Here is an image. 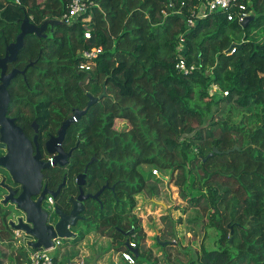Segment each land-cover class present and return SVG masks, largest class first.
Here are the masks:
<instances>
[{"label": "trees", "instance_id": "1", "mask_svg": "<svg viewBox=\"0 0 264 264\" xmlns=\"http://www.w3.org/2000/svg\"><path fill=\"white\" fill-rule=\"evenodd\" d=\"M88 1L92 5L81 21L49 26L44 37L25 36L14 67L26 72L12 83V102L31 103L28 119L54 132L76 110L87 108L89 94L99 97L106 90L68 128L66 146L79 145L67 168L46 172L49 189L66 180L54 199L65 213L86 166V193L109 185L99 200L85 202L76 224L84 230L72 246L90 233L111 237L119 252L135 241L138 264L145 232L138 220L128 219L137 195H160L158 183L147 179L155 177L153 170L169 171L176 174L171 179L187 208L207 214L219 235L216 249L202 243L196 257L183 264H264V36L257 34L264 29V0H242L254 17L245 28L237 19L229 21L228 12L189 27L199 0ZM68 8L69 0H0V57L16 41L25 18L40 27L61 19ZM231 32H244L243 40ZM181 38L188 65L198 66L190 75L176 68ZM97 47L103 50L95 67L80 70L88 60L83 52ZM118 120L127 123L121 130ZM215 148L220 153L210 157ZM93 157L97 160L88 165ZM3 223L0 245L14 239ZM162 223L159 240L179 245L180 222L168 214ZM32 241L20 242L18 264H31ZM3 256L0 251V262Z\"/></svg>", "mask_w": 264, "mask_h": 264}, {"label": "water", "instance_id": "2", "mask_svg": "<svg viewBox=\"0 0 264 264\" xmlns=\"http://www.w3.org/2000/svg\"><path fill=\"white\" fill-rule=\"evenodd\" d=\"M254 19L253 16H249L245 22L242 24L245 28L250 21ZM62 23L60 20H47L45 21L40 27L32 24L29 20V18H25L21 24V32L17 36L16 41L10 43L6 47L5 56L0 59V69H1V85H0V124L2 125V134L3 138L2 140L9 144L12 152L9 156L0 159V164L6 167L13 179L14 182L21 185L23 192L17 196L14 197V194L16 193L14 190H12L11 187H6V190L9 192V195L5 199V203H11L13 206H16V209L14 210L15 214H17L16 211H21L24 213V218L20 219H12L10 222V225L15 231H21L24 232L26 235H29L33 237V241L30 244L34 249L39 248H46L49 249L54 246L53 241L56 239H76L78 237V234L75 233L72 229L76 226L77 222L82 218L81 214L85 210L84 202L88 199H94L99 200L100 195L102 192L109 188V185L106 184L101 188L97 193L95 194H85L83 190V186L86 183V172L88 170V166L86 167V170L84 173L80 174L78 176V186L80 188V194L78 195L77 199H72L71 202L73 204V209L70 212V214H66L62 212L58 207H55L54 214L59 218V221H56L54 223L50 222V213L47 210H43L41 207V201L42 197H40L37 201H34V197L38 195V190L41 188V167L42 168H48L50 167V162H47L45 164H41L39 162V153L37 156L33 157L32 164L35 165V174L29 173L26 178L22 175L20 168H15L12 164L16 161H19V158L22 157L26 159L25 157L30 158L31 154V143L26 138L22 130L16 126L13 119H9L6 116L7 109L9 106L10 96L7 91V86L10 84L11 80L18 75V73H24V71H20L17 69H14L12 72L7 74V68L8 63L15 62L17 60V56L19 51L24 46V38L28 34H35L38 37H44L45 32L47 31L49 26H55L57 24ZM91 76L88 75L86 80L82 82V84H85L88 79ZM107 95L106 90L102 95L99 97H94L92 95H89V102L87 105L86 110L84 111H76L75 117L81 118L83 115L87 113V110L94 105L96 102H98L100 99L105 97ZM74 122V118L69 119L66 121L61 130L58 140H62L67 128L71 123ZM197 131L194 130L190 134H184L182 138H190L193 135H195ZM51 144V142L48 143V146ZM237 147H235L236 149ZM26 149L27 154L24 156L22 154L23 150ZM48 152L50 154L58 152V155L55 157L54 164L65 166L67 163V157L71 155V153L66 154L62 149H52L48 148ZM220 151L218 149H214L213 152L209 155L210 157L214 154H219ZM97 158L93 157L89 164H92L94 161H96ZM28 162H31L27 160ZM88 164V165H89ZM66 184V180L63 181V183L59 186L57 191H49L45 190L43 192V195L49 194L53 197H57L60 193L62 187ZM113 188V187H112ZM14 212H11V215H14ZM17 221V222H16ZM125 235H128V233H125ZM159 244H161L163 247L166 245H170L174 242H161L159 238H157ZM126 246L129 247V243H126ZM133 253L138 254V251L136 249L133 250Z\"/></svg>", "mask_w": 264, "mask_h": 264}, {"label": "rangeland", "instance_id": "3", "mask_svg": "<svg viewBox=\"0 0 264 264\" xmlns=\"http://www.w3.org/2000/svg\"><path fill=\"white\" fill-rule=\"evenodd\" d=\"M259 35L264 36V29L257 31ZM236 33L231 32V35ZM244 32L236 34L239 40H243ZM256 32L252 35L254 37ZM235 36V35H234ZM251 36V37H252ZM258 36V35H257ZM255 39H259L255 36ZM126 122L123 120L116 121V128L121 130L124 126H126ZM146 172L149 171L147 167L144 169ZM154 173V172H153ZM176 178V174L174 177L170 176V172H161L158 171V175L155 177L148 176L152 182H157L160 188V195L152 198L148 193H141L136 196L137 206L134 212L129 216L128 221L133 222L134 220H138L141 226L143 224L150 228L151 235L149 236V232H145V239L143 240L142 247L146 245L152 246V249L146 253L145 256L142 257V260L147 262L148 264H154L157 261V264H183L192 258L196 257L197 252H199L201 248V244L205 243L206 248L209 250L216 249L217 240L219 238L218 232L209 225V220H207V214L201 212L197 208H187V204L181 199L179 195V188L175 185L174 179ZM48 211L51 214L50 222L54 223L57 219L54 215V210L49 209ZM187 208L186 213H184L183 209ZM14 212V211H13ZM171 215L177 222V241L179 245L174 243L166 246H162L159 244L157 238L160 237L157 233L159 226L163 228L162 218L164 216ZM16 217L14 212L13 218ZM16 219V218H15ZM84 230L83 226L78 228H73V231L79 235V233ZM15 236V234H14ZM91 236V237H90ZM90 236H86V244L72 246L74 243L72 240L74 239H61V245L57 247L55 251H52L50 255L54 258L61 259L64 262L66 255L68 254L69 247L72 246L74 249H71L72 252H77L78 256H72L75 259L73 262L75 264H79L81 260L85 261V264H95V260L93 255L86 254V250L92 251L96 247V244L103 241V245L106 253H108L109 257L114 256V252H112V248L116 250L117 244L113 241L111 237H105L98 233H92ZM206 236V237H205ZM29 241L33 240V237L28 238ZM21 240V239H19ZM20 242L18 240L13 239V241H8L5 244L0 245V251L5 254L4 260L0 262V264H18L16 261L18 257V253L20 250ZM22 246V245H21ZM79 246V247H78ZM26 252H29L30 249H26ZM75 250V251H74ZM31 252V251H30ZM67 253V254H66ZM81 257H79L80 255ZM156 258V260H154ZM22 264H26V262H21Z\"/></svg>", "mask_w": 264, "mask_h": 264}, {"label": "flooded vegetation", "instance_id": "4", "mask_svg": "<svg viewBox=\"0 0 264 264\" xmlns=\"http://www.w3.org/2000/svg\"><path fill=\"white\" fill-rule=\"evenodd\" d=\"M4 56H5V54H4ZM4 56L0 57V59L3 58ZM15 62L8 63L7 74L12 72L14 69L20 70V69L14 67V63ZM20 71H24V73H18L17 76H23L25 74V72H26V68L24 70H20ZM1 73L2 72H1V69H0V77H1ZM17 76L14 77L11 80L10 84L7 86V91H8V94L10 96V101H9V106H8V109H7L6 116H7V118L14 120L16 126H18L22 130V132L24 133L26 138L30 141V143H31V147H30L31 154H30V158L25 157L26 159H24V158L20 157L19 161L18 162L15 161L12 165L15 168L19 167L22 175L26 178V176L29 173H34L35 174V168H34L35 165L33 166V164H32L33 162H32L31 159H33V157L37 156L38 153H39V158L38 159H39V162H41V164H45L47 162H50V167H48V168H42L41 167V174H42V177H41V181H42L41 182V188L37 191L38 195L33 198L34 201H37L40 197H42L41 207H42L43 210L45 209V210L48 211V208H47V206L49 207L48 199H49V197L51 195H49V194L43 195V192L46 189L49 190V191H57V189L59 187L56 190L49 189L48 184H46V177H47L46 176V172L49 171L52 168H55V167H61L63 169H66L68 164H69L70 158L73 155V151L79 145V141H77L75 146H73V147H67L66 146V133H67L68 128L73 123H71L69 125V127L67 128L66 133H65V135L63 137V139L60 141V140H58L59 135H60V130H61V128H62V126H63V124L65 122H63L62 125L60 126V128L56 129V131L54 132V129L52 127L46 126V124L44 126V123H41V122L39 123L36 120L34 121V119H28L29 117L32 116V112H33V110L30 108L31 103H27V102H12L13 96H16V93L14 91L12 92V90H13L12 83H13L14 79H17ZM86 83L84 85H86ZM0 85H1V79H0ZM89 95H88V98H89ZM34 104L36 106L41 105L40 102H35ZM78 111H84V110H78ZM72 118H74V122H75V121L80 120L82 117L78 119V118L75 117V114H74V117H72ZM69 119H71V118H69ZM2 128L3 127L0 124V159L9 156L11 154V152H12L9 144L2 140V138H3ZM49 142H51V144L49 145L50 148L56 149V150L62 149L66 154L71 153V155L69 157H67V163H66L65 166H60V165H55L54 164L55 157L58 155V152L53 153V154H50L48 152V148H49L48 143ZM22 154L24 156L27 154L26 149L23 150ZM50 158H52V161L49 160ZM27 160H29L31 162H28ZM85 170H86V168H85ZM76 182H77V185H78V177H77ZM7 186L11 187L12 190H14L16 192L14 194V197L19 196L23 192L22 186L14 182V179H13L10 171L6 167H4L3 165L0 164V221L3 223V220L6 219V223L5 224L3 223L5 226L3 225V227L6 228V226L9 225L7 228L10 229V231H12L13 234H15L16 231L14 229H12L11 225H10L11 220L15 219V218L16 219L24 218V220H25V216H24V213H22L19 210L16 211L17 214H16L15 218H13V215H11V212L16 209V206L15 205L13 206L10 202L9 203H5L4 202L6 197L9 195V192L6 190ZM79 194H80V188H79V193L76 196H73V198L70 199V202H71L72 199H77ZM85 194L87 195V194H90V193H86L85 192ZM55 198L56 197H53L54 204H55V200H54ZM88 200H90V199H88ZM85 202H84V206H85ZM53 206H54V208L56 207L55 205H53ZM72 209H73V204L71 202V210L68 213H66V214H70ZM49 218H51V214H50ZM56 221H59L58 217L55 220V222ZM74 228H76V226ZM21 235L22 236L19 237V238L14 236L15 240H18L19 242L29 240L28 239L30 237L29 235H26L24 232L23 233L21 232ZM19 239H21V240H19ZM4 242H8V241H4Z\"/></svg>", "mask_w": 264, "mask_h": 264}, {"label": "built area", "instance_id": "5", "mask_svg": "<svg viewBox=\"0 0 264 264\" xmlns=\"http://www.w3.org/2000/svg\"><path fill=\"white\" fill-rule=\"evenodd\" d=\"M91 5L92 2L88 0H69L68 12L65 13L59 20L63 23H66L67 25L75 24L81 21L82 17H85ZM218 12H228L229 21L237 19L240 23H244L245 20L251 16V13L247 11V6L242 2V0H199L198 5L195 6V8L191 11V14L187 19V24L189 27H193L196 21L206 19L211 14ZM85 37L86 39H90L91 32H86ZM184 47L185 39L181 38L176 68L184 75H190L192 72L198 69V66L195 64L190 66L188 65ZM102 50V47L85 50L83 52V56L88 60L82 62L79 66V69L84 72H90L95 67V62L93 60L98 58ZM217 90L218 87L214 86L213 91ZM225 95H227V93H225ZM49 160L52 161V158ZM153 172L154 175H158V170H153ZM48 205L50 209H54V201L52 196H50L48 199ZM15 236L17 238L21 237V231H16ZM53 243L54 246L49 249L39 248L31 252V264H64L61 259L54 258L50 255L52 251H55L57 247L61 245V239H56L53 241ZM136 248L137 243L135 241H131L129 242L128 250L121 251L122 258L129 264H136V258L132 254L133 250ZM79 264H85V261L81 260Z\"/></svg>", "mask_w": 264, "mask_h": 264}, {"label": "crops", "instance_id": "6", "mask_svg": "<svg viewBox=\"0 0 264 264\" xmlns=\"http://www.w3.org/2000/svg\"><path fill=\"white\" fill-rule=\"evenodd\" d=\"M143 227H144V229H145V232H149V236L151 235V231H150V228L148 227V226H146L145 224H143ZM162 227L161 226H159V228H158V230H160ZM158 230H157V232H158ZM90 234H92V233H90ZM90 234L89 235H87V237L88 236H90ZM91 237V236H90ZM86 239L87 238H85L82 242H80L79 244H77V245H81L84 241H86ZM104 239H105V237H104ZM84 244H86V242H84ZM84 244H82V245H84ZM172 244V243H171ZM76 245V246H77ZM103 245V241H101L100 243H98V244H96V247L94 248V249H92V251H91V249H90V251H88V249L86 250V254H90L91 256L93 255V258H94V260H95V258H96V260H95V264H129L128 262H126L123 258H122V256H121V252H119V251H115V249L114 248H112V252H114V256H111V257H109V255H108V253H106V250H105V248H104V246H102ZM78 246V247H79ZM151 248H152V246H150V245H146L145 247H142L141 248V257H138V264H148L147 262H145L144 260H142V257L143 256H145L146 255V253H148L149 252V250H151ZM71 249H74L73 247H69V250H68V254L66 255V257H65V259H64V264H65V260L67 259H70V257H72V256H78V253L77 252H72V250ZM152 249H155V248H152ZM156 250V249H155ZM75 251V250H74ZM73 254V255H72ZM80 255V254H79ZM79 257H81V255L79 256ZM75 259H72V261H69V263L68 264H71V263H74L73 261H74ZM154 260H156V258H154ZM87 264V263H86ZM90 264H92V263H90ZM154 264H157V261H155L154 262Z\"/></svg>", "mask_w": 264, "mask_h": 264}]
</instances>
